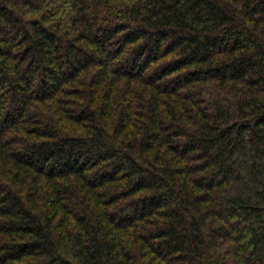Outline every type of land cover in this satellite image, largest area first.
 I'll list each match as a JSON object with an SVG mask.
<instances>
[{
    "label": "trees",
    "instance_id": "trees-1",
    "mask_svg": "<svg viewBox=\"0 0 264 264\" xmlns=\"http://www.w3.org/2000/svg\"><path fill=\"white\" fill-rule=\"evenodd\" d=\"M0 264H264V0H0Z\"/></svg>",
    "mask_w": 264,
    "mask_h": 264
}]
</instances>
